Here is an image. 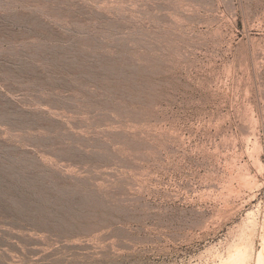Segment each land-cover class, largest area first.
Instances as JSON below:
<instances>
[{
	"label": "rangeland",
	"instance_id": "obj_1",
	"mask_svg": "<svg viewBox=\"0 0 264 264\" xmlns=\"http://www.w3.org/2000/svg\"><path fill=\"white\" fill-rule=\"evenodd\" d=\"M264 245V0H0V264H228Z\"/></svg>",
	"mask_w": 264,
	"mask_h": 264
},
{
	"label": "bare ground",
	"instance_id": "obj_2",
	"mask_svg": "<svg viewBox=\"0 0 264 264\" xmlns=\"http://www.w3.org/2000/svg\"><path fill=\"white\" fill-rule=\"evenodd\" d=\"M253 259L252 248L240 243L229 256L228 264H250ZM255 264H264V245L255 256Z\"/></svg>",
	"mask_w": 264,
	"mask_h": 264
}]
</instances>
